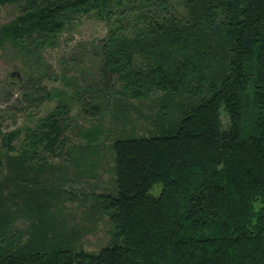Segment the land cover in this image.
<instances>
[{
	"label": "trees",
	"instance_id": "obj_1",
	"mask_svg": "<svg viewBox=\"0 0 264 264\" xmlns=\"http://www.w3.org/2000/svg\"><path fill=\"white\" fill-rule=\"evenodd\" d=\"M5 5L17 11L0 23V48L25 63L23 112L58 101L32 126L3 130L0 115V264H264V0ZM83 19L106 28L98 78L47 88L43 51ZM129 99L155 100L157 114L146 135L116 131L110 143V239L93 253L53 218L83 153L100 156L99 126L65 136L69 103L130 122Z\"/></svg>",
	"mask_w": 264,
	"mask_h": 264
},
{
	"label": "rangeland",
	"instance_id": "obj_2",
	"mask_svg": "<svg viewBox=\"0 0 264 264\" xmlns=\"http://www.w3.org/2000/svg\"><path fill=\"white\" fill-rule=\"evenodd\" d=\"M16 11L15 6H1L0 23L13 17ZM105 33L106 28L102 22L83 19L65 30L55 47L46 48L43 51V61L49 66L48 71L51 73L50 79L44 81L47 88L66 89L71 93L72 90L66 86V81L72 86L75 78L77 84L90 83L98 78L95 47L96 42ZM24 65L13 50L0 48V115L3 130L34 125L39 118L48 114L58 101L57 98H53L51 101H45L37 110L23 112L27 109V101L23 99L21 88L26 80ZM63 71L67 74L66 80L62 77ZM129 101L136 105H133L132 109L128 105L125 106L128 107L127 117L130 122L120 118L114 120L110 111H102L103 113L96 117H84L80 113L79 103H69L68 128L65 136H68L72 143L77 142L75 130L78 127L90 129L99 126L103 131L98 139L100 156L93 159L90 154L83 153V161L77 166V174L71 172L68 175L71 182L65 184V192L59 196L60 209L54 210L53 218L60 219L59 222H62L60 230L69 238L71 237L69 233L72 236L79 235L76 240L77 247L89 252L97 253L110 239V223L101 209V196L116 192L110 143L116 131L127 132L133 128L131 134L146 135L148 129L152 130L149 116L154 117L157 114V108L152 102L155 100L129 99ZM222 121L226 124L223 115Z\"/></svg>",
	"mask_w": 264,
	"mask_h": 264
}]
</instances>
